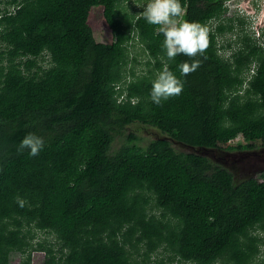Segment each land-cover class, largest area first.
Here are the masks:
<instances>
[{"label": "trees", "instance_id": "obj_1", "mask_svg": "<svg viewBox=\"0 0 264 264\" xmlns=\"http://www.w3.org/2000/svg\"><path fill=\"white\" fill-rule=\"evenodd\" d=\"M128 1L0 0V264H264V171L238 180L176 146L264 147V33L226 0H180L177 24L205 27L208 45L168 58L162 26ZM165 67L183 88L155 104ZM30 132L35 156L19 147Z\"/></svg>", "mask_w": 264, "mask_h": 264}, {"label": "clouds", "instance_id": "obj_2", "mask_svg": "<svg viewBox=\"0 0 264 264\" xmlns=\"http://www.w3.org/2000/svg\"><path fill=\"white\" fill-rule=\"evenodd\" d=\"M182 11L180 0H149L143 9L142 14L148 23L162 26L161 31L164 35L162 48L168 58H173L179 53L191 57L198 52L202 53L208 45L205 27L187 20L177 24L176 18ZM198 64L199 61L193 60L191 65L183 62L177 67L182 75H186L195 71ZM182 88V81L165 67L151 82L149 96L153 103L159 104L162 100L179 95ZM19 147L21 150L28 149V154L35 156L44 147V140L41 136L30 132L21 139ZM17 199L22 205L23 200L19 197Z\"/></svg>", "mask_w": 264, "mask_h": 264}, {"label": "rangeland", "instance_id": "obj_3", "mask_svg": "<svg viewBox=\"0 0 264 264\" xmlns=\"http://www.w3.org/2000/svg\"><path fill=\"white\" fill-rule=\"evenodd\" d=\"M148 2L149 0L147 2H145V0H129L127 5L131 8L132 5L137 4V6H139L135 9H141L145 7ZM224 6L227 8V17H240L246 20L248 23L245 26L247 31L250 34L252 33L255 39L257 38L259 40L262 38L261 34L264 33V0H226L224 1ZM1 9H3L2 3H0V10ZM88 24L92 27L93 33L97 37L96 39L98 41H104L109 34V29L101 16V10L93 9L89 13ZM130 130L146 140L160 137L159 132L156 130L138 124L133 125ZM242 142L241 138H237L233 143ZM176 146L184 150L183 147L179 145ZM218 149L221 150L220 148ZM253 151H256L254 153H256L257 156H247L245 159L235 163L234 168L231 169L233 171L236 170L235 176H237L238 180L250 178L256 175L259 170L264 169V148L261 147ZM42 256V253H33L32 264H39ZM11 264H19V259H13Z\"/></svg>", "mask_w": 264, "mask_h": 264}, {"label": "water", "instance_id": "obj_4", "mask_svg": "<svg viewBox=\"0 0 264 264\" xmlns=\"http://www.w3.org/2000/svg\"><path fill=\"white\" fill-rule=\"evenodd\" d=\"M177 145L185 148L187 151L194 152L198 155L205 156L211 159L212 161L216 162L217 164L231 171L234 175L236 174L235 172L236 170L233 171L231 169L234 168L235 163L241 161L242 159H245L247 156H251V155L257 156L256 153H254L256 151H253V150L225 152L219 149H205V148L193 149L188 146H184L182 144H177ZM262 171H264V169L259 170V172H262Z\"/></svg>", "mask_w": 264, "mask_h": 264}, {"label": "bare ground", "instance_id": "obj_5", "mask_svg": "<svg viewBox=\"0 0 264 264\" xmlns=\"http://www.w3.org/2000/svg\"><path fill=\"white\" fill-rule=\"evenodd\" d=\"M255 13V12H254Z\"/></svg>", "mask_w": 264, "mask_h": 264}]
</instances>
